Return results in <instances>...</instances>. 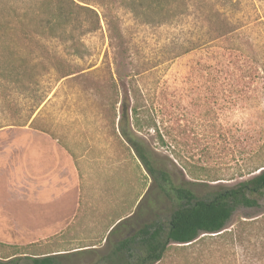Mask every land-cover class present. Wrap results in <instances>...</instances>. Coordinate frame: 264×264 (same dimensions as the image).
<instances>
[{
    "label": "rangeland",
    "instance_id": "rangeland-1",
    "mask_svg": "<svg viewBox=\"0 0 264 264\" xmlns=\"http://www.w3.org/2000/svg\"><path fill=\"white\" fill-rule=\"evenodd\" d=\"M43 1L0 0V57L12 71L0 67V207L8 200L3 179L29 178V155L45 148L62 151L64 165L83 155L124 165L127 199L119 212L126 217L108 235L92 224L86 241L69 231L46 240L37 232L25 239L0 232V260L58 252L71 256L67 264H89L144 223L169 218L170 201L143 167L140 176L132 166L138 159L120 133L123 108L154 163L198 197L264 164V0H174L173 18L153 23L119 0H76L99 21L81 18L66 42L25 33L22 15L44 12ZM213 9L231 32L220 39L206 13ZM50 152L35 169L42 161L51 168ZM70 206L62 197L11 209L40 226ZM200 237L161 264H264V199L257 208H238L222 232Z\"/></svg>",
    "mask_w": 264,
    "mask_h": 264
},
{
    "label": "trees",
    "instance_id": "trees-1",
    "mask_svg": "<svg viewBox=\"0 0 264 264\" xmlns=\"http://www.w3.org/2000/svg\"><path fill=\"white\" fill-rule=\"evenodd\" d=\"M173 1L119 0L136 18L147 23L173 18ZM42 7L44 12L22 15L25 33L47 35L60 42H66L70 38L71 30L80 23L81 18L93 17L96 24L99 21L95 10L78 4L76 0H44ZM206 13L208 20L218 26L217 39L231 33L227 31L228 22L220 11L213 9ZM2 57L0 67L10 69V62L6 57ZM13 71L22 75L20 70ZM10 72L11 69L6 74L10 75ZM23 74L26 75V71ZM61 74L65 77L73 73L68 71ZM119 124L122 138L134 151L160 193L170 201L173 210L167 220L157 216L154 220L144 223L134 234L120 240L107 253L89 264H161L171 250L178 254L177 252L195 246L203 238L201 235H216L222 232L238 208H257L259 201L264 199V164L256 167L249 178L233 186H215L203 197H198L190 188L174 184L169 174L154 163L143 143L135 137L126 108L121 112ZM133 127L141 129L137 122ZM117 226L109 234L114 232ZM14 256L5 261L0 260V264H67L66 260L71 259V256L61 255Z\"/></svg>",
    "mask_w": 264,
    "mask_h": 264
},
{
    "label": "crops",
    "instance_id": "crops-1",
    "mask_svg": "<svg viewBox=\"0 0 264 264\" xmlns=\"http://www.w3.org/2000/svg\"><path fill=\"white\" fill-rule=\"evenodd\" d=\"M46 151L50 152L43 148L37 153L32 151L29 155V178L3 179L8 200L7 205L0 207V232H5L1 233V236L25 239L31 233L37 232L42 240H46L53 234L55 236L60 232L69 231L72 235L77 234V240L86 241L89 238L88 228L92 224L99 227L100 233L105 229L108 235L126 217L124 212H119L123 201L127 199L128 178L124 165L113 166L104 162L97 164L86 155L77 159L69 156L70 162L66 161L64 165L62 151L53 149L54 154L50 152L54 159L51 168L44 167L42 161V168L35 169L39 166L37 161L45 160ZM132 166L138 168L141 176L143 169L138 160L134 161ZM62 197L69 200L70 211L50 225L46 222L40 223L39 226L37 222L20 221L18 214L11 209V204L37 203L46 207ZM42 216H45V213ZM98 237L100 238L101 234ZM74 238L69 241L72 242ZM81 247L85 248L86 245ZM81 247L77 246L78 249Z\"/></svg>",
    "mask_w": 264,
    "mask_h": 264
}]
</instances>
